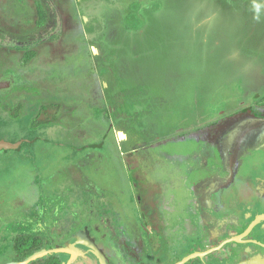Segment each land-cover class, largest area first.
Wrapping results in <instances>:
<instances>
[{
  "label": "rangeland",
  "instance_id": "rangeland-1",
  "mask_svg": "<svg viewBox=\"0 0 264 264\" xmlns=\"http://www.w3.org/2000/svg\"><path fill=\"white\" fill-rule=\"evenodd\" d=\"M4 78L0 264L84 223L101 259L175 264L216 245L194 225L236 174L190 186L191 168L237 170L264 146V0H0Z\"/></svg>",
  "mask_w": 264,
  "mask_h": 264
},
{
  "label": "flooded vegetation",
  "instance_id": "flooded-vegetation-1",
  "mask_svg": "<svg viewBox=\"0 0 264 264\" xmlns=\"http://www.w3.org/2000/svg\"><path fill=\"white\" fill-rule=\"evenodd\" d=\"M41 7L44 10L42 5H41ZM34 8H35V3H34ZM35 12H36V9H35ZM45 15H46V24H47L46 12H45ZM36 18H37V15H36ZM145 21H146V19H145ZM3 81H5L4 85H0V89H1V86L9 87L12 83V80L10 78H4ZM6 88H4V89H6ZM253 101H251L250 103H252ZM246 113L244 114L242 111V113H238V115H240V114L246 115V117L248 115V118H252V117H250V114L248 112H246ZM235 116H237V115H234L233 117H235ZM233 117L230 116V118L226 119V120H224V118H228V116L223 117L222 122L219 124L225 123L226 121H232ZM255 118L256 119H264V116L256 114ZM215 126H213V127H215ZM205 130H207V129H204L202 132H205ZM199 131H201V130H199ZM196 134L197 133H193L192 135H196ZM198 142L200 143V141H198ZM226 144L228 145L227 142H226ZM203 145L205 146L207 144H203ZM209 148L210 147H208V149ZM210 150H212V149L210 148ZM260 152L262 154L264 153V146L262 144H260L259 148H256L255 150L251 151L248 155H243L242 153H240V155L242 157L245 156V159H244V161H242L241 165L239 166V168L237 170H236L237 167L234 166L233 171L231 169L225 168L222 164L221 165L219 164V166L217 167L218 169L216 168V169L210 170V171L202 169L204 166L202 167V166H195L194 165V167L191 168V169H194L195 167H199V168L201 167L199 169V171H201L202 173H195L194 178H192V180H191L192 182H191L190 186H192V184H194V182L196 181V178H199L198 176L204 177V176L210 174V172H212V171H217V172L221 171L220 173H223V175L219 174L220 179H222V176H224V177L229 176V173H232V172H234L236 174H234V176H233L234 180H233V182L230 181L232 183L229 184L228 187H226L224 189H220L215 195H213L214 196L213 202H212L213 206H211V208H210L207 205V208H210V209H204V211L201 212V215H200L201 226L198 224L194 225V226H197V230L199 231L200 240L203 238H207L208 239L206 241L207 245H210L209 244L210 242H214L213 244H216L215 246H213V247H211L205 251L199 252V253H206L207 251H209L211 249H215V248H218V249L213 250L210 253L204 254L203 257L190 259L184 264H187L190 261H195V260L200 261L203 259L206 260V264H242L244 261L256 258V256L264 255V231L260 230L258 224L253 226L247 235L243 236V233L245 232V230L251 226V224L256 220V218L259 217L261 214H264V203H262L261 206H258V202H259L258 199L259 198H257L256 191H254L256 188V184H255L256 172L252 171V170L245 171V168H244L245 165L249 161H251L253 158L261 157L259 155H256L255 157H251V154H254V153L259 154ZM261 158L264 159V157H261ZM208 159H210V158H208ZM217 162H218V160H217ZM204 165H206V164H204ZM224 179H226V177ZM238 179L240 180V182ZM248 183H250V185H248ZM220 192H222L221 204L217 200L218 196L220 195ZM239 194H240L241 201L245 200V198H246V199H248V202H250L251 200L254 202V206H253L254 211H253L252 217L248 221L242 220L238 215H236V214H234L231 211L226 209L229 206L228 204L230 203V201L235 196L239 197ZM222 204H224V206ZM203 213H205L207 215V218L203 217ZM223 219H224V221H227L226 224L222 223ZM211 220L215 223L211 222ZM217 221H220V222H217ZM215 224H217L219 226L217 228H214ZM50 225H51L50 229L48 228L47 230H52V229L58 230V231L65 230V228L63 227L64 226L63 223L56 222V223H53ZM225 227H226V230L228 231L229 235L227 237L223 238V236H220L221 235L220 232L225 231ZM94 229L95 228L92 227L91 223L90 224L84 223V224H81L80 226L77 225V227H73L71 229L72 232L69 235H66V233L65 234L48 233L46 235V238H42L44 236L40 237V236L30 235L31 237L27 236L28 241H22L19 245L13 244L14 247L12 246V249H10V250H11V253L13 256H21L20 261H23L24 259H26L27 257L31 256L32 254H34L38 251L54 249L53 247H56L57 245L61 246V247H65L66 246L65 244H72L73 243L74 244L73 249H74L75 253H77V255H75V257L73 259L77 258V259L81 260L82 264H100V262L94 256L93 249H90L89 247H87L85 245L87 243L91 244V245H94V244L98 245V243H100V244H102V246L107 247L104 244V242L102 243L100 241L99 235L94 233ZM211 232H214V233L216 232L215 236ZM234 232H235V234H234ZM238 234H240L241 237L237 242L230 241L233 238L239 237ZM250 234H254L253 235L254 237L250 236V237H252V238H250L249 237ZM212 236H214L215 238H212ZM228 241H230V242H228ZM104 253H105V256H107V258H105L103 261L104 264H113L111 261L112 258L110 256V252H108L109 255H107L106 252H104ZM62 254H63L62 252L47 254V255H44L42 257L37 258L34 261L29 262L28 264H64ZM214 254H219V255L216 256ZM109 257L111 260L109 259ZM71 258H72V255H71ZM38 260H40V261H38ZM254 260H256V259H254ZM36 261H38V262H36ZM179 262H177L175 264H178ZM261 263L264 264V261H261ZM142 264H149V263L144 262ZM256 264H258V263H256Z\"/></svg>",
  "mask_w": 264,
  "mask_h": 264
},
{
  "label": "bare ground",
  "instance_id": "bare-ground-1",
  "mask_svg": "<svg viewBox=\"0 0 264 264\" xmlns=\"http://www.w3.org/2000/svg\"><path fill=\"white\" fill-rule=\"evenodd\" d=\"M119 136L120 138H123V134L120 133ZM244 168H245V171L252 170L256 172V180H255L256 188L254 191H256V196L257 198H259L258 206H261V204L264 203V159L261 157L253 158L251 161H249L245 165ZM248 185H250V183H248ZM221 196H222V192H220V195L217 198L220 204L222 201ZM222 205L224 206V204ZM228 205L229 206L226 209L238 215L242 220L248 221L252 217V214L254 211V207H253L254 202L252 200L248 202V199L245 198V200L241 201L240 194H239V197L235 196ZM258 219H259L258 226L260 230H264V216L260 215ZM99 238L102 239L101 236ZM99 252L102 254V257L104 259L106 257L104 250L101 248ZM254 259H256L255 263L262 264L261 261H264V255L256 256V258ZM69 264H82V262L81 260L76 258L70 261ZM100 264H104V262Z\"/></svg>",
  "mask_w": 264,
  "mask_h": 264
},
{
  "label": "water",
  "instance_id": "water-1",
  "mask_svg": "<svg viewBox=\"0 0 264 264\" xmlns=\"http://www.w3.org/2000/svg\"><path fill=\"white\" fill-rule=\"evenodd\" d=\"M259 219L258 217L256 218V220L252 223V225L249 227V229L243 234L244 235H247L249 233V231L252 229L253 226H255L257 223H258ZM79 236V235H78ZM77 237V236H76ZM241 236L239 237H236V238H233L232 240L230 241H235L237 242L239 239H240ZM228 241V242H230ZM74 244H68L67 246H65L64 248H59V249H50V250H41V251H38L34 254H32L31 256L27 257L26 259H24L23 261L19 262V263H16V264H28L29 262L31 261H34L36 260L37 258L39 257H42L44 255H47V254H52V253H57V252H65V253H69L72 255V258L70 259V261L73 260V258L75 257V255H77V253H75L74 251ZM87 247H89L90 249H92L90 247V245L87 243L85 244ZM94 249V248H93ZM218 248H215V249H211L209 251H207L206 253H210L212 252L213 250H217ZM95 252V256H97V258L99 259L100 263L103 262V258L101 259V257L99 256L98 252H96L95 250H93ZM206 253H193L191 254L190 256L184 258L183 260H181L178 264H184L186 263L188 260L190 259H194V258H199V257H203L204 254ZM70 261L68 262V264L70 263Z\"/></svg>",
  "mask_w": 264,
  "mask_h": 264
},
{
  "label": "trees",
  "instance_id": "trees-1",
  "mask_svg": "<svg viewBox=\"0 0 264 264\" xmlns=\"http://www.w3.org/2000/svg\"><path fill=\"white\" fill-rule=\"evenodd\" d=\"M35 9H36V15H37L36 26L37 28H42L46 24L45 12L38 2H35Z\"/></svg>",
  "mask_w": 264,
  "mask_h": 264
},
{
  "label": "crops",
  "instance_id": "crops-1",
  "mask_svg": "<svg viewBox=\"0 0 264 264\" xmlns=\"http://www.w3.org/2000/svg\"><path fill=\"white\" fill-rule=\"evenodd\" d=\"M258 224V223H257ZM262 231H264V230H262ZM242 264H256L255 263V260H254V258L253 259H249V260H247V261H244Z\"/></svg>",
  "mask_w": 264,
  "mask_h": 264
}]
</instances>
